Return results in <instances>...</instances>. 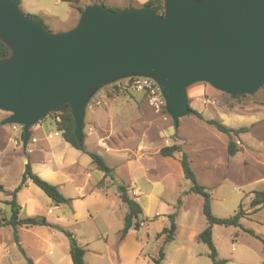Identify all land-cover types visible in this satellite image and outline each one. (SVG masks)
<instances>
[{"label": "water", "instance_id": "water-1", "mask_svg": "<svg viewBox=\"0 0 264 264\" xmlns=\"http://www.w3.org/2000/svg\"><path fill=\"white\" fill-rule=\"evenodd\" d=\"M113 11L93 3L69 31L52 33L18 0H0V39L12 56L0 61L3 125L31 128L68 106L84 138L90 101L131 77L160 87L175 127L193 114L188 89L206 83L232 96L264 87V0H163Z\"/></svg>", "mask_w": 264, "mask_h": 264}, {"label": "crops", "instance_id": "crops-1", "mask_svg": "<svg viewBox=\"0 0 264 264\" xmlns=\"http://www.w3.org/2000/svg\"><path fill=\"white\" fill-rule=\"evenodd\" d=\"M129 1L135 4L132 7H141L149 0ZM42 18L46 23V18ZM53 18L61 20L58 15ZM104 101L111 105L108 109H87L85 148L104 158L113 169L115 180L105 178L87 153L63 139L55 119L47 117L33 126L27 145H24L21 126L3 125L5 119H0V264H26V259L33 264H73L69 240L63 232L47 226L18 227L16 242L14 229L5 225L12 215L9 193L20 184L28 163L36 175L56 186L69 202L55 205L40 188L28 181L17 195L19 218L44 217L50 225L72 233L85 250L87 264H154L153 259L165 238L160 234L169 226L168 217L176 211L177 234L175 240L165 246H174L175 255L169 257L165 252L163 264H209L203 258L213 264L208 248L198 240L207 227L202 217L203 200L199 196V213L186 206V199L197 195L189 193L191 186H182L186 185V179L180 164L181 154L175 157L160 154L163 147L171 146V141L184 149L191 163L192 154L206 155L212 146H196L198 141L192 139L195 136H186L192 123L197 128L202 125L196 124L195 119H180L179 126L174 125L180 131V138L170 140L175 132L162 122L114 119V110L110 109L117 98L106 96ZM115 113V116L123 114ZM89 114L90 119H87ZM242 118L222 115L215 120L230 128H240L250 121ZM115 123L124 125L122 131ZM217 137L228 139L227 135L224 139ZM239 138L248 147L251 146L249 142H253L250 132ZM242 152L245 154V149ZM212 167L214 169V161ZM118 184L125 185L130 197L141 205L144 220L139 230L131 229L122 240L120 233L127 209L120 200ZM199 244L206 248L196 250L194 246Z\"/></svg>", "mask_w": 264, "mask_h": 264}, {"label": "rangeland", "instance_id": "rangeland-1", "mask_svg": "<svg viewBox=\"0 0 264 264\" xmlns=\"http://www.w3.org/2000/svg\"><path fill=\"white\" fill-rule=\"evenodd\" d=\"M94 1L81 0L78 5L88 6ZM105 1L107 7L115 6L124 9L135 6L129 0ZM22 2L20 7L26 14H35L46 18V24L52 33L71 30L80 17L72 3L66 0H22ZM53 15H58L61 20L55 21ZM188 95L191 109L200 113L203 119H221V116L224 115L231 119L243 117L242 119L250 120L246 127H250L249 132L253 139V142H249L251 146L248 147L237 137L236 144L239 151L235 156H230L228 154L229 136L225 141L219 139L217 136L224 139L226 135L220 133L213 126L207 125L205 121L193 114L182 118L195 119L196 124L202 125L197 128L192 123V129L186 134L188 137L195 136L192 139L198 141L196 146L205 144V147H213L207 150L206 155L191 153V166L198 182L211 190L213 214L218 218H229L239 210L246 213L245 217L241 219V227L214 226V243L220 254L219 257L225 259L226 264H264L262 241L246 231L251 230L264 240V207L255 214L252 213L253 208L251 207L254 193L264 192V87L255 95L242 98L239 101L231 99L225 93L206 83L193 85L188 89ZM106 96L117 98L110 109L114 110V119H154L156 123L162 122L165 127L175 132V135L169 137L170 140L180 138V131L174 127L172 117L164 110L160 113L155 112L149 103V98L142 92L119 91L115 84H112L104 87L98 95L93 97L89 103L92 106L88 109H108L111 105L108 106L104 101ZM56 112L58 111L51 113L48 117L54 119ZM115 112L123 114L115 116ZM8 115V113L0 111V119H5ZM87 119H90V114ZM123 126L115 123V127L119 130ZM186 136L183 137L187 139ZM189 140L188 138L186 142L188 143ZM170 144L174 143L170 141ZM244 149L245 154L242 152ZM182 151L184 152V149ZM185 183L186 185L183 184V187L191 186L188 180H185ZM200 199L199 196L188 198L186 206L193 212L199 213ZM202 217H204L203 214ZM203 247L206 248L203 244L194 246L196 250ZM165 252L169 254V257H173L175 255L174 246L167 247ZM202 260L211 263L208 259L203 258Z\"/></svg>", "mask_w": 264, "mask_h": 264}, {"label": "trees", "instance_id": "trees-1", "mask_svg": "<svg viewBox=\"0 0 264 264\" xmlns=\"http://www.w3.org/2000/svg\"><path fill=\"white\" fill-rule=\"evenodd\" d=\"M72 3V6L78 11L79 14L82 13L85 6L78 5L81 0H66ZM19 4L21 5V0H18ZM93 3H98L100 5L106 6V3L103 0H95ZM143 6H150L154 8L158 13H163L164 5L163 0H149ZM113 11H119L120 8L118 7H108ZM35 20L41 22L46 29L49 30V27L45 23L44 19L38 15H31ZM12 56V50L8 47L2 39H0V61L7 60ZM227 95V94H226ZM231 99L235 101H239L242 98H246L249 95L243 96H232L227 95ZM164 112L166 108H164ZM53 114V113H52ZM56 114L54 119L56 121L57 130L61 133L63 139L71 144L77 150H80L84 153H87L92 160V163L97 168V170L104 173L105 178H109L110 180H115L114 171L111 167L108 166L106 161L102 156L96 153L87 152L85 148V135L81 142L76 139L75 136V120L71 113V110L68 106H63ZM193 115L197 116L200 120L205 121L207 125L213 126L216 130L220 133L226 134L230 137V141L228 144V154L230 156H235L239 151L236 139L241 134L247 133L250 130V127H240V128H230L223 124L221 121L215 119H203L202 115L197 111H193ZM50 116V115H49ZM181 154L180 157V164L184 173V177L191 183V187L189 190L190 194H195L200 196L203 200L202 204V213L206 219L207 227L200 233L198 240L203 243L209 250L208 257L212 261L213 264H226L227 261L224 259H220L218 250L213 240V228L214 226H225V227H241V219H243L246 215L243 210H239L233 216L229 218H218L212 212V197L210 190L201 185L198 180L197 176L192 169L191 161L189 156L182 151L181 146L173 144L168 147H163L160 151V154L163 157H175L176 154ZM31 181L34 185L40 188L51 200L55 205L67 204L69 199L64 197V195L59 191V189L50 184L49 182L43 180L41 177L36 175L30 163L26 165V169L20 184L9 194L12 196L11 201H9V205L12 209V215L8 221H6L5 225L11 226L14 229V238L16 242H18V227H33V226H47L52 229L59 230L63 232L69 240L70 244V255L72 258L73 264H87L85 262V250L78 244L77 240L73 237V234L67 232L63 229H60L57 226L50 225L46 218L44 217H27L20 219L19 213L20 208L17 204V195L18 193L26 186L27 182ZM117 191L120 197L122 204L126 207L127 211L124 217V228L120 233V239H124L125 236L131 229L139 230L141 228V224L143 220V210L141 205L132 199L128 193L127 187L123 184L117 185ZM251 207L253 208L252 213L255 214L264 207V192L257 191L254 193V197L251 201ZM178 212L171 214L169 218V226L164 228L161 232L160 236H164V242L161 246L157 257L153 259L154 264H163L165 259V249L166 245L173 242L175 240L177 234V219ZM249 234L256 237L260 241H262L264 246V240L257 236L253 231L246 230ZM26 264H33L30 259H26Z\"/></svg>", "mask_w": 264, "mask_h": 264}, {"label": "built area", "instance_id": "built-area-1", "mask_svg": "<svg viewBox=\"0 0 264 264\" xmlns=\"http://www.w3.org/2000/svg\"><path fill=\"white\" fill-rule=\"evenodd\" d=\"M119 91L130 90L134 92H142L149 98V103L155 110L160 113L166 108V101L160 90V87L151 78L146 77H131L124 80H120L114 83ZM92 105L89 104V108Z\"/></svg>", "mask_w": 264, "mask_h": 264}]
</instances>
